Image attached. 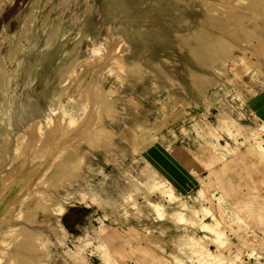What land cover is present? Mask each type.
<instances>
[{
    "label": "rangeland",
    "instance_id": "rangeland-1",
    "mask_svg": "<svg viewBox=\"0 0 264 264\" xmlns=\"http://www.w3.org/2000/svg\"><path fill=\"white\" fill-rule=\"evenodd\" d=\"M185 3L0 0V117L5 115L2 112H7L15 120L27 116L36 105L40 111L33 112L43 119L44 94L56 88L57 71L73 64L76 75L66 76L70 89L76 79L83 80L82 89L84 81L90 79H99L102 87L115 89L113 106L117 114L105 122L115 134L114 160L107 161L101 148L87 147L90 165L84 169L82 188L93 200L66 204L60 218L65 233L59 239L48 235L47 256L40 259L41 264H199L183 247L180 240L183 235L200 239L211 251L221 252L228 259L234 260L237 254L234 260L237 264L264 263V183L260 188L258 184L264 177V150L258 147L252 133L264 125V57L253 54L249 48L246 53L251 61L259 60L241 74L228 61V79L225 83L209 85L205 97H201L198 86L202 81L189 76L182 63L185 55L176 46L178 38L164 34L173 28L185 31L198 25L197 18L203 10L197 2ZM142 18L151 28L134 39L131 34ZM181 18L190 21L177 22ZM211 23L214 28L210 27ZM216 26L213 22L204 23L202 31L207 33L200 37L207 38L208 32L218 30ZM123 30L129 32L125 39L133 50H139L150 62L159 61L162 70L158 75L162 77L148 73L139 79L128 76L123 80L109 75L101 62L83 70L80 60L91 43H102L107 50L114 48ZM75 50L80 60H68L67 54ZM162 55L166 59L159 60ZM201 59L207 61L203 55ZM195 60L189 57L186 61L198 71L209 72ZM162 71L178 83L169 86ZM125 96H133L138 106L134 109L131 103L124 102ZM192 100L197 104L193 105ZM229 119L235 121L234 126ZM88 120L87 124L78 123L80 130L77 126L66 130L56 120L55 137L75 145L78 134L84 133L82 129L91 128ZM133 122L141 125L133 130ZM239 123L248 127L242 134L235 127ZM60 130L68 132L67 137L60 138ZM259 132L264 139V131ZM34 138L29 132L25 140L28 144ZM261 145L264 147V140ZM72 150L65 155L66 159L72 158L70 154L74 156ZM25 154V157L30 155ZM19 161L17 157L6 167V173L11 176L6 185L15 186L17 182V190L22 187L23 192L37 179L34 177L37 168L47 162L38 160L29 165L24 162L20 167ZM30 173L33 175L28 182ZM163 180L170 183L174 198L169 199L154 185ZM16 192L5 201L2 192L0 208ZM147 202L162 203V217L156 216ZM203 207L216 208L212 214L223 230L224 246L203 236L212 237L200 230V221L191 224V218L197 219L193 209L198 211L200 220L212 224L211 216H203ZM177 212L183 214L182 222L176 219ZM36 218L40 221L41 214ZM4 221L0 220V234ZM39 224L34 227L44 228Z\"/></svg>",
    "mask_w": 264,
    "mask_h": 264
},
{
    "label": "bare ground",
    "instance_id": "bare-ground-1",
    "mask_svg": "<svg viewBox=\"0 0 264 264\" xmlns=\"http://www.w3.org/2000/svg\"><path fill=\"white\" fill-rule=\"evenodd\" d=\"M148 1L156 3L163 0ZM175 1L178 3L179 1L186 3H190V1L197 2L203 10L202 15L197 18L199 23L195 27L185 31H178L173 28L169 33H164L167 36L170 35L172 38H178L179 43L176 46L180 49V53L185 55L183 56L184 60L182 63L188 70L189 76L192 79L199 78L202 81L201 85L198 86L201 97H205V92L209 85L217 82L225 83L228 79V61H231L234 70L241 74L246 73L252 67V64L259 60L251 61V57L246 53V51H249V48L253 50V52L251 51L253 54L258 53L257 56L260 54L261 57H264V0ZM179 20H184V18L178 19L177 22ZM187 20L190 21L186 18L184 23ZM207 22H213V25H217L215 28H219L215 32H208L207 38L200 37L205 32V30L202 31V28L204 23ZM211 26L212 23L210 24ZM150 28L146 24V19L142 18L136 23V31L131 35L134 39H137L141 36L143 30H149ZM127 33L129 32L126 30L120 32L121 38L118 37L120 40L118 43H115L114 48L107 50L103 47L102 43L97 45L92 42L83 59L80 60V56L76 50L68 53L67 59L75 58L80 60V64L84 68H82L83 70H85V67L93 66L96 62H101L107 67L109 75H116L118 78H123V80L128 76L139 79L148 73L155 75L157 78L162 77V75H158V72L161 73L162 70L159 61L150 62V58L140 54L139 50H133V47L128 45L125 39ZM182 35H188V38ZM181 40L183 44L180 43ZM104 46L107 47L106 45ZM239 51L240 54H236ZM202 55L206 57L207 61L200 60ZM189 57L194 60L196 59L195 61L201 66H206L209 72L207 70L198 71L190 66L188 61H186ZM163 59H166L164 55L159 60ZM75 69L73 64L68 69L58 70L55 74L54 83L56 84V88L44 94L46 114L43 115V119L40 118L39 114H35L36 111L33 112V110L40 111L36 105H34L27 116H22L15 120L9 118L7 112H2L5 114V117H0V197L3 192V200L5 201L11 193L17 191L16 195L8 201L6 200L5 206L0 208V220H5L1 226L2 233L0 234V264H41L40 259L47 256L45 245L46 241L49 240L48 235L51 234L53 237L59 239L65 233L60 223V218L65 213L66 204L68 202L83 203L88 198L93 200V196L88 195L84 188H82L85 178L84 169L90 165V152L87 147L101 148L107 161L114 160L115 142L112 140V137L115 134L105 122L114 118L113 94L115 89L112 87H102L99 79H90L87 82L85 80L83 89L80 86V82H83V80L78 81L76 79L75 86H72L73 88L70 89L66 76L76 75ZM162 73L165 75L163 79L169 83V86L174 87L178 83L173 77L165 74L163 71ZM72 80H74V77ZM123 101L131 103L134 109L139 103L133 96H125ZM95 103L96 105L94 106ZM185 103H188V101H185ZM191 103L196 105L197 101L192 100ZM87 116L91 120H88V122L90 121L88 128L89 126L91 128L86 130L87 132L82 129L83 134L75 133L79 135V140L76 141L75 145H72V142L69 141H59L57 136L55 137L56 125L54 122L56 120L59 121V125L62 128L70 130L76 127L80 121L82 122L81 119L87 118ZM90 116L93 117L91 118ZM85 119L84 121L87 120ZM85 123L87 124V121ZM133 123V130L141 125L139 122ZM229 123L231 126H234L233 123L235 121L230 120ZM48 127H51L49 131L46 130ZM235 127L241 134L248 129L247 125L240 123L235 124ZM261 130L264 131V125H260L257 131L251 132L258 147L264 150V147L261 145V141L264 139L260 136L259 132ZM29 132H32L35 138L34 142H28L27 144V140L25 139L28 137ZM67 134L68 132L60 130L59 136L63 138ZM26 144L28 145L27 149ZM70 148H73L74 156L70 154L72 158L69 155L68 157L71 159H66L65 155L71 152ZM26 152L30 154L27 157H25ZM17 157L20 159L18 164L20 167L38 160L47 162L45 166L37 168L38 171L34 173V177H37V179L31 182V187L23 192L22 187L17 190V182L15 186H8L9 183L6 185L11 177L6 173L8 172L6 171V167ZM24 162L27 163L23 164ZM32 175L33 173L29 174L28 182H30L29 179H31ZM168 183L163 180L154 182V185L160 187L161 192L167 194L169 199H172L175 197V194ZM262 183H264V177L258 180L259 188L263 186L261 185ZM149 204H151L154 214L162 217L164 211L163 204L160 202H150ZM182 206L186 205L182 203ZM214 207H216L215 204ZM202 209L204 211L203 216L209 215L212 217V224L200 220L197 217L198 211L196 209H193L192 212L197 219L191 218V224H194L197 220L198 222L200 221V230L212 235V237L206 234H203V236L212 239V241L220 246H224L226 238L219 221L212 214V210L215 211L216 208H211L210 210L203 207ZM39 213L42 216L40 221L36 218ZM176 219L182 222L184 220L183 214L177 212ZM35 224L44 226V228H35ZM180 240L183 242V247L188 249L189 253L196 258L199 264H237L234 261L238 258L237 254L233 256L234 260H231L224 257L221 252L211 251L200 239L193 236L183 235L180 237Z\"/></svg>",
    "mask_w": 264,
    "mask_h": 264
},
{
    "label": "crops",
    "instance_id": "crops-1",
    "mask_svg": "<svg viewBox=\"0 0 264 264\" xmlns=\"http://www.w3.org/2000/svg\"><path fill=\"white\" fill-rule=\"evenodd\" d=\"M261 97H262V96H261ZM259 99H260V98H259ZM259 99H258V100H259ZM262 100H263V99H262ZM259 101H261V100H259ZM255 108H256V107H255ZM256 112H257V110H256ZM257 114H258V112H257ZM258 115H259V114H258Z\"/></svg>",
    "mask_w": 264,
    "mask_h": 264
}]
</instances>
